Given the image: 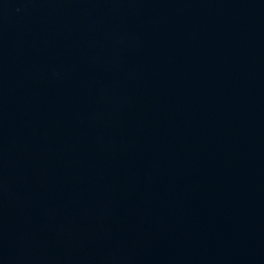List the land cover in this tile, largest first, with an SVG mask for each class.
I'll list each match as a JSON object with an SVG mask.
<instances>
[{"label":"water","instance_id":"95a60500","mask_svg":"<svg viewBox=\"0 0 264 264\" xmlns=\"http://www.w3.org/2000/svg\"><path fill=\"white\" fill-rule=\"evenodd\" d=\"M0 264H264V0H0Z\"/></svg>","mask_w":264,"mask_h":264}]
</instances>
